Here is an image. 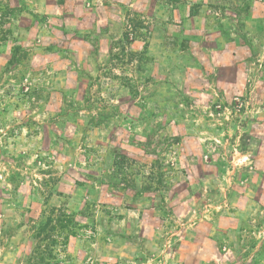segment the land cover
<instances>
[{"label": "rangeland", "instance_id": "374dc122", "mask_svg": "<svg viewBox=\"0 0 264 264\" xmlns=\"http://www.w3.org/2000/svg\"><path fill=\"white\" fill-rule=\"evenodd\" d=\"M0 264H264V0H0Z\"/></svg>", "mask_w": 264, "mask_h": 264}, {"label": "crops", "instance_id": "0c3cea01", "mask_svg": "<svg viewBox=\"0 0 264 264\" xmlns=\"http://www.w3.org/2000/svg\"><path fill=\"white\" fill-rule=\"evenodd\" d=\"M178 5V4H177ZM171 6V10L169 11V14H168V16L170 15H172V16H174V17H176L177 19H179L180 20V18L182 19V16H183V10H185V9H183L182 7H176V5H174V4H171L170 5ZM202 11H203V9H202ZM201 14V13H200ZM174 17H171V18H174ZM201 17V15L199 16V17H197L195 20H199V18ZM193 20H194V18L192 19V20H188V21H186V22H184L185 23V25H187V23H191V22H193ZM222 36L220 35V38H221ZM223 38V37H222Z\"/></svg>", "mask_w": 264, "mask_h": 264}]
</instances>
